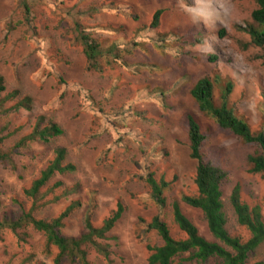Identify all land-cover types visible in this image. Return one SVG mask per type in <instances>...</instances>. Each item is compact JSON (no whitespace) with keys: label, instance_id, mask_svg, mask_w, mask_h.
<instances>
[{"label":"rangeland","instance_id":"rangeland-1","mask_svg":"<svg viewBox=\"0 0 264 264\" xmlns=\"http://www.w3.org/2000/svg\"><path fill=\"white\" fill-rule=\"evenodd\" d=\"M218 2L227 14L206 24L196 17L198 0H0V75L8 91L20 92L6 107L31 98L30 109L0 115L5 133H13L5 146L13 148L39 122L41 128L56 123L65 131L47 143L31 141L15 150V168L0 166V216L15 217L20 203L31 205L23 189L55 157V150L63 148L64 162L76 169L50 181L46 189L63 182L55 193L64 196L44 204L36 212L38 218L56 217L79 203L62 230L65 236H79L87 215L101 225L119 202L124 208L109 239L100 240L109 246V256L88 246L89 264H148L147 246L162 244L158 233L148 228L153 216L159 215L173 236H184L173 217L172 204L179 200L200 234L212 240L203 213L181 202L183 195L196 190L197 161L190 156L188 138V116H193L206 136L204 156L228 171L222 185L228 231L248 239L230 195L239 185L246 202L264 206V178L252 173L248 163L255 145L221 129L199 109L191 89L205 76L219 75V90L232 82L231 104L252 129L260 130L264 51L242 30L256 25L251 16L256 0ZM210 3L217 0H199V7ZM159 9V25L153 27ZM76 23L104 49L114 46L120 60L112 59L109 65L112 55L105 54L101 72L88 70ZM211 55L217 56L215 62L209 60ZM150 173L169 183L163 208L152 198L146 180ZM20 232H0V264H55L58 250L46 248L43 233L32 228ZM263 260L264 244L246 264ZM60 264L81 263L65 257Z\"/></svg>","mask_w":264,"mask_h":264},{"label":"trees","instance_id":"trees-1","mask_svg":"<svg viewBox=\"0 0 264 264\" xmlns=\"http://www.w3.org/2000/svg\"><path fill=\"white\" fill-rule=\"evenodd\" d=\"M256 4L257 8L253 10L251 15L256 25H249V27L242 30L249 35L251 44L264 51V0H256ZM25 7L28 11V6L25 5ZM162 12V9L155 12L152 22L153 27H158ZM80 26L79 23L75 25L82 41L88 70L101 72L103 69L101 60L105 54L112 55V58L108 59L109 65H111L112 59L114 62L120 60L121 55L114 46L104 49L100 41L84 31L78 30ZM220 33V36H222L224 30H221ZM261 58L264 64V53ZM209 60L215 62L217 56L211 55ZM222 81L219 75L214 78L205 76L191 89V95L199 109L221 129L235 134L245 144L255 145V151L248 156V163L251 166L250 171L254 174H260L264 178V120L260 130L255 131L252 129L248 119L237 113L230 102L233 83L227 81L226 86L219 90L217 85L222 84ZM217 90L220 91V96H217ZM19 94L18 89L8 91L5 78L0 75V115L20 108H31V98L29 97L18 101L11 108L6 107L7 103L16 99ZM6 130L7 126H0V166L7 167L10 165L12 168H15L13 158L15 150L31 141L39 140L47 143L65 132L56 123H49L41 128L39 122L30 133L21 137L13 148L7 149L5 146L6 141L13 133H5ZM188 138L190 156L197 161L194 179L196 190L192 194L183 195L181 202L203 213L213 239L210 240L201 235L198 227L183 212L180 200L175 201L172 204L174 221L184 236L181 238L173 236L168 224L159 215L153 216L148 228L158 233L162 239V244L147 246L149 251L147 263L246 264L250 255L264 244V206L259 203L250 204L246 202L242 198L240 186L236 185L230 195V202L239 225L248 230L250 237L244 240L239 236L232 235L227 228L222 191V185L228 177V171L215 164L211 158L204 156L202 148L206 136L201 125L193 116H188ZM65 154L66 150L63 148L55 150V157L32 180L30 186L23 189V194L31 202V205L27 207L25 203H20L21 212L15 217L8 216L5 213L0 216V232L9 230L17 235L22 230L32 228L45 235L47 249L57 248L58 253L54 259L55 264H60L65 257L72 263L78 261L81 264H89L88 246L93 247L105 257L109 256V246L103 245L100 240L109 239V234L121 219L124 208L119 202L116 211L110 217L104 219L101 225H94L91 217L87 215L85 218V231L79 236H65L62 233L66 220L80 206L79 203H71L56 217L50 219L38 218L36 212L44 204L56 202L64 196V194L55 193L56 189L63 186V182L58 181L54 186L46 189L50 181L56 174L73 172L76 169L72 163L64 162ZM146 180L151 187L152 198L159 207L163 208L166 204L163 191L169 183L164 178L157 180L154 178L153 173H150ZM68 192H72V190ZM53 194L54 197L48 200V197L53 196ZM258 264H264V260L258 262Z\"/></svg>","mask_w":264,"mask_h":264},{"label":"clouds","instance_id":"clouds-1","mask_svg":"<svg viewBox=\"0 0 264 264\" xmlns=\"http://www.w3.org/2000/svg\"><path fill=\"white\" fill-rule=\"evenodd\" d=\"M227 9L224 7L223 4H220L217 0L215 4H209L203 8L199 7V0H198V8L196 11V17L199 20H202L204 23H209L213 20V17L219 18L221 15H226Z\"/></svg>","mask_w":264,"mask_h":264}]
</instances>
